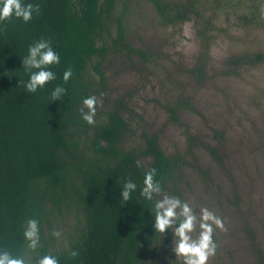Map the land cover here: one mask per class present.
Here are the masks:
<instances>
[{"label":"trees","instance_id":"obj_1","mask_svg":"<svg viewBox=\"0 0 264 264\" xmlns=\"http://www.w3.org/2000/svg\"><path fill=\"white\" fill-rule=\"evenodd\" d=\"M198 1L223 8L237 1L241 4V0H181L170 4L154 1V5L163 23L173 24L192 14L200 17L194 9L199 7ZM257 1L254 8L264 6V0ZM32 2L40 5L38 16L28 24L11 20L0 30V247L19 251L25 220L36 218L41 226L39 254L58 251L61 264H167L174 259L171 235L163 238L154 233L149 205L139 196L120 204V183L125 177L139 186L144 172L155 168L165 191L189 202L197 216L200 208L207 207L222 219L224 230L214 229L213 233L214 255L223 252L218 237L226 231L237 244L239 260L252 255L254 263L264 264L261 233L256 230L260 223L264 235V220L246 215V207L239 201L245 194L240 191L244 181L247 190H263L259 184L264 169L245 167L243 162L244 180L233 181L227 164L232 155L222 152L226 136L221 133L214 135L215 145L205 146L198 134L186 128L185 150L168 154L158 136L142 128L148 127L147 113L131 105L138 92L135 78L119 70L123 65L133 66L132 58L137 55L143 56L128 39L129 0ZM42 37L51 40L61 63L53 66L57 80L30 94L18 83L27 79L20 60L27 47ZM260 59L230 60L225 74L240 79L242 69ZM67 68L73 75L63 84L61 77ZM8 72H15L16 78ZM202 78L200 72L198 80ZM55 84L67 90L59 101L50 97ZM88 95L97 97L94 125L80 117V100ZM260 96L263 103L264 94ZM179 107L166 108L167 122L179 121ZM199 148L212 157L211 165L203 164ZM191 173L197 181L186 177ZM53 229L62 233L61 240L51 236ZM65 242L80 250L77 260L61 250ZM229 246L232 249L224 247V251L230 261L235 248Z\"/></svg>","mask_w":264,"mask_h":264},{"label":"rangeland","instance_id":"obj_2","mask_svg":"<svg viewBox=\"0 0 264 264\" xmlns=\"http://www.w3.org/2000/svg\"><path fill=\"white\" fill-rule=\"evenodd\" d=\"M154 1L181 2L129 0L128 39L143 52V56L132 58L133 66L123 65L119 69L121 74L135 78L138 92L131 105L147 113L148 127L142 128L156 134L168 154L176 149L185 150L186 128L198 134L205 146L215 145L213 137L217 133L226 136L222 152L232 155L227 164L233 181L241 183L245 167L264 169V102L259 99L264 94V7L252 12L248 8L251 0H241V4L237 1L227 8L198 1L199 7L194 9L200 17L192 14L182 22L167 24L159 17ZM245 56L261 57V62L244 67L240 79L225 74L231 66L230 60ZM198 68L203 74L199 80ZM173 104L180 106L176 123L167 122L170 116L166 108ZM162 122L167 125L161 127ZM199 150L203 164L211 165L212 157ZM216 171L220 173L217 167ZM191 175L186 177L198 180ZM259 186L263 187L261 192L260 188L247 190L244 181L240 191L245 194L239 201L241 207H246V215L250 213L253 220L261 221L264 220V178ZM226 195L233 199L231 194L226 192ZM190 200H194V195ZM254 201L255 207H248ZM229 207L226 203V209ZM258 226L256 230L261 233L260 243L264 247L260 223ZM225 232L221 231L222 236L218 237L223 252L211 256L207 264H256L252 255L248 259L245 256V260L237 258V244ZM229 244L235 248L230 261L224 251V247L232 249Z\"/></svg>","mask_w":264,"mask_h":264},{"label":"clouds","instance_id":"obj_3","mask_svg":"<svg viewBox=\"0 0 264 264\" xmlns=\"http://www.w3.org/2000/svg\"><path fill=\"white\" fill-rule=\"evenodd\" d=\"M40 12V5L32 0H0V30H3L6 23L11 20L28 24ZM20 62L27 79L19 80L18 83L22 84L25 92L35 94L57 80L53 66L61 63V57L52 46L51 40L42 37L27 47L26 54ZM8 73L9 77L16 78L15 72ZM72 75L71 68L65 69L61 77L63 84H66ZM66 91L62 84H55L50 91L51 101L61 100ZM80 105L81 119L88 125H94L97 97L84 96L80 100ZM137 166H140L139 162ZM156 177L155 168L144 172L142 185L139 186L136 180L125 177L120 183V204L125 205L139 196L149 205L154 216V233L160 234L163 238L171 235L170 248L174 259H168L167 264H176L177 261L180 264H207L217 248L213 239L214 229L224 230L222 219L207 207L200 208L197 216L189 202L182 200L178 195H170ZM51 236L59 241L62 233L53 229ZM21 245V249L16 252L0 247V264H61L58 251L39 254L41 226L36 218L25 220ZM61 250L71 260H77L81 255L79 249L71 247L67 242L63 244Z\"/></svg>","mask_w":264,"mask_h":264},{"label":"flooded vegetation","instance_id":"obj_4","mask_svg":"<svg viewBox=\"0 0 264 264\" xmlns=\"http://www.w3.org/2000/svg\"><path fill=\"white\" fill-rule=\"evenodd\" d=\"M257 2H259V1H257V0H251V2H250V3H251V9H250V8H249V9H250L252 12H254L253 10H259V9H261V8L264 7V6H261L259 9L254 8V5H255Z\"/></svg>","mask_w":264,"mask_h":264}]
</instances>
